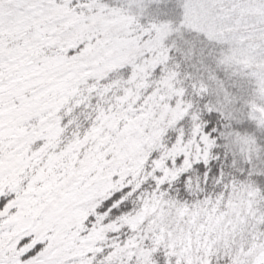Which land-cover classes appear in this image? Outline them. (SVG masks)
Instances as JSON below:
<instances>
[{
    "label": "snow or ice",
    "instance_id": "snow-or-ice-1",
    "mask_svg": "<svg viewBox=\"0 0 264 264\" xmlns=\"http://www.w3.org/2000/svg\"><path fill=\"white\" fill-rule=\"evenodd\" d=\"M0 264H264V0H0Z\"/></svg>",
    "mask_w": 264,
    "mask_h": 264
}]
</instances>
